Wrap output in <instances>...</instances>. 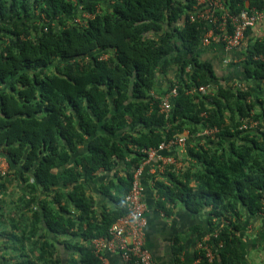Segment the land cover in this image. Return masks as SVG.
Masks as SVG:
<instances>
[{
	"label": "trees",
	"instance_id": "trees-1",
	"mask_svg": "<svg viewBox=\"0 0 264 264\" xmlns=\"http://www.w3.org/2000/svg\"><path fill=\"white\" fill-rule=\"evenodd\" d=\"M197 3L0 0V150L9 163L0 173V264L10 263L9 251L12 264H103L91 240L109 237L127 213L125 194L144 149L185 130L190 143L207 123L218 127L216 136L197 139L187 149L195 161L166 171L167 182L156 180V204L166 213L179 202L193 213L210 208L217 235L207 243L223 245L213 262L201 250V264H240L241 210L264 212V108L252 114L251 92L224 82L204 56L209 25L190 20ZM223 3L232 13L245 7L244 0ZM83 11L93 17L76 22ZM261 51L264 41L256 40L239 63L258 88ZM167 76L165 86L159 78ZM200 85L208 92L190 93ZM174 86L177 95L162 111ZM249 119L258 121L255 131L240 128ZM101 168L114 177L94 188L101 198L87 195ZM14 181L19 204L6 213L4 194ZM19 205L28 214L15 211Z\"/></svg>",
	"mask_w": 264,
	"mask_h": 264
},
{
	"label": "crops",
	"instance_id": "crops-1",
	"mask_svg": "<svg viewBox=\"0 0 264 264\" xmlns=\"http://www.w3.org/2000/svg\"><path fill=\"white\" fill-rule=\"evenodd\" d=\"M249 4V0H244L245 7H250ZM256 40L264 41V22L258 23L251 28L250 34L246 37L243 46L230 49L229 51H224L223 46L218 42L208 45L201 43L204 56L213 60L217 68L222 70L223 75L226 74V80L224 82H232L235 87L244 88L251 92L249 100L254 104L251 110L252 114L257 113L256 111L260 112L264 108L263 81L260 83L261 88H258L259 82L256 79L248 78L245 72L239 67V63L248 54V52H245V49L247 47L250 49L253 48ZM260 56L264 57L262 51L260 52ZM167 80L168 76L166 79L164 77L159 78V82L165 86H167ZM252 120L257 121L256 119ZM258 125L259 123L257 125L254 124L248 130L255 131ZM207 130L216 131L211 132V135ZM217 131L218 127L211 126L207 123L205 128L203 127L202 130L197 132L199 137L195 140L190 141V143L186 142L184 147L180 145L160 150L156 157L145 161L146 163L143 164L141 182L145 188L144 200L148 218V225L145 232V246L151 251L156 264H201V250L205 249V255L208 251L206 247L207 242L216 233L210 226V220L213 219L210 215V208H204L197 213H193L186 209L184 203L179 202L172 206V210L169 213H166L157 207L156 202L159 195L155 183L156 180H164L167 182L166 171L174 170L180 172L183 167L186 168L189 166V163H193L195 159L188 155V146L199 142L197 139L200 140V143H204L205 139H208V136L214 138ZM184 132L187 134L188 141L190 138L189 132L187 130ZM169 157L174 162H168L167 159ZM0 160H2L0 161V166H4L9 170V163L2 150H0ZM121 169H119L118 173L122 171ZM94 176V182L90 187L93 189L114 177L113 171L108 172L102 168L97 170ZM15 184L17 186L16 188L21 190L19 185L17 183ZM86 192L87 195L92 193L96 197L101 198L98 190L88 188ZM241 211L242 215L239 218L241 227L238 232L242 238L239 243L242 252L240 264H264V212L250 214L246 212L245 208ZM56 245L60 247V250L62 249L61 244L56 243ZM175 248H177L178 252L175 251ZM217 251L219 250L216 249L215 245H212V259L210 262H213L215 257H217L215 254ZM106 255L108 257V264H123L118 254L107 253ZM218 264H224V262L218 259Z\"/></svg>",
	"mask_w": 264,
	"mask_h": 264
},
{
	"label": "built area",
	"instance_id": "built-area-1",
	"mask_svg": "<svg viewBox=\"0 0 264 264\" xmlns=\"http://www.w3.org/2000/svg\"><path fill=\"white\" fill-rule=\"evenodd\" d=\"M93 17V13L83 11L80 17H76V22H85L87 18ZM191 21H198L209 25V29L202 37V44L221 42L224 51H229L243 46L246 40V31L253 28L258 23L264 22V0L263 6L244 7L237 13H232L227 8L223 0H198L193 12L190 13ZM231 28V30L229 29ZM105 57V54H104ZM257 58H264L263 56ZM209 85H200L190 90L192 92L207 93ZM177 95V86L164 96L161 103V110L168 111L171 107V97ZM258 121L249 119L242 122L240 128L250 129ZM250 127V128H249ZM209 134L216 130H207ZM187 134L182 132L169 139L167 142H161L156 147L144 149L147 154L146 159L135 169L130 190L125 194L127 213L117 219L109 229V237H96L91 240L94 252L102 259L104 264L107 262V253H116L120 256L123 264H156L153 260L151 251L145 246V232L148 225L146 215V203L144 200V185L141 182L143 164L147 160L157 156L160 150L174 146H185ZM168 162H174L169 157ZM7 168L0 166V173L6 174ZM217 233L214 234L216 236ZM223 243L215 245L220 249ZM208 251L206 257L212 259V245H206ZM211 248V249H210Z\"/></svg>",
	"mask_w": 264,
	"mask_h": 264
},
{
	"label": "rangeland",
	"instance_id": "rangeland-1",
	"mask_svg": "<svg viewBox=\"0 0 264 264\" xmlns=\"http://www.w3.org/2000/svg\"><path fill=\"white\" fill-rule=\"evenodd\" d=\"M258 112V111H256ZM2 161V160H0ZM8 183V189L7 191L5 192L4 194V197L6 199L5 203H4V206H3V211H5L6 213H8L10 210H12L16 205H18V194H19V191L16 187V182L14 181V183L12 182H7ZM91 196H94L96 197L94 194L90 193ZM25 206H21L19 205L18 207V210H16V208L14 209L15 211H18V213H21V212H25V214H28V209H24ZM24 209V210H23ZM23 210V211H22ZM25 222H28L27 220H25ZM24 222H22L21 224L23 225ZM2 240L0 239V253H2V250H3V245H2ZM29 248V245L27 244L26 246V249L28 250ZM6 256V259H10V263L9 264H12L14 262H16L17 258H12L14 257L13 256V252L9 251L5 254Z\"/></svg>",
	"mask_w": 264,
	"mask_h": 264
}]
</instances>
